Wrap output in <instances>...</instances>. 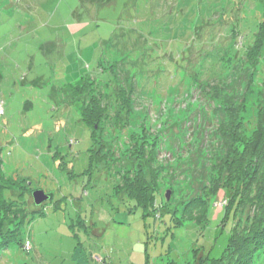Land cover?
I'll use <instances>...</instances> for the list:
<instances>
[{
	"label": "rangeland",
	"instance_id": "rangeland-1",
	"mask_svg": "<svg viewBox=\"0 0 264 264\" xmlns=\"http://www.w3.org/2000/svg\"><path fill=\"white\" fill-rule=\"evenodd\" d=\"M263 11L264 0H0V169L26 181L27 202L51 195L23 228L29 252L12 245L0 264L221 259L260 214L257 190L235 207L212 189L229 183L243 138L264 168V49L255 66L243 53ZM86 75L75 98L67 87ZM77 99L102 112L100 154ZM130 181L143 197L141 183L157 190L153 206L135 203ZM207 198L199 226L192 203Z\"/></svg>",
	"mask_w": 264,
	"mask_h": 264
},
{
	"label": "trees",
	"instance_id": "trees-1",
	"mask_svg": "<svg viewBox=\"0 0 264 264\" xmlns=\"http://www.w3.org/2000/svg\"><path fill=\"white\" fill-rule=\"evenodd\" d=\"M263 49H264V11H263L262 19L258 23L256 31L253 34V37H250V43L244 47L243 53L246 54L247 61L250 64H254L255 66L259 62L258 58H260L257 55ZM96 66L98 67V64H96ZM87 76L88 75L82 77L81 81L75 85H71V84L68 85L67 89L74 95L75 98L76 96H80L82 92H87V93L90 92V89H88L86 86V84H88L86 78ZM101 76L103 77V79H105L110 83L109 86L111 89H113L116 80L111 77V71H107L106 73L103 72ZM111 98L113 101H118L119 98L124 101V95L122 93H117L116 95L112 94ZM81 106H82L81 119L83 123L86 125V127L89 129L92 140L95 143V148H96L97 139L95 138L94 135V129L96 127V124H98V121L101 119L100 117L102 115V112L99 109L94 99H92L91 108L89 107L83 108L82 102H81ZM234 122H236L235 119L232 121V124ZM221 133L224 134L223 131H221ZM228 136L229 139H233V141L234 140L236 141L237 138L238 139L241 138L240 135L236 133L235 129H232V131L229 133ZM259 136L260 135L257 134L256 138ZM241 141L245 142V149L250 152V149L249 148L247 149V145L249 144L248 141H246L244 138ZM96 151L98 154H100V147L96 148ZM247 151L242 152L240 155L238 153L234 154L232 163L228 164L227 170L230 174L228 179L229 183L227 182L225 186L215 187L212 190L215 189L214 194L217 195V197L219 194H222L223 196L221 198L222 201L224 200L231 201V198H233V204L235 207L245 197L244 194L245 192L248 191V193H251L253 190L254 191L257 190L256 197L259 199L258 207L260 208V214L258 215L257 219L251 226L250 231L244 232V234L239 236V238H235L234 232L233 233L231 232L229 243L221 259L209 260L204 256V258H206L207 262L210 264H254L255 259H257L262 254H264V251L262 252L259 251L262 248V245L264 244V168L260 166L262 165V161L261 163L259 162L258 165H255L253 161H251L246 156L248 155ZM253 151H254V147H253ZM242 158H244V160ZM100 160L101 159L99 157L98 163L100 162ZM248 174L251 177H253L249 181V183L247 182L246 179L247 178L246 176ZM135 184L136 183L133 182L131 183V181L126 184L128 186V190H130L132 194L129 196H131L132 199L136 201L135 203L137 205L139 204L138 206H141V208L144 207V209H147L146 206H148V208L150 206H153V195L157 190L155 188H150V187L149 189H145V184L141 183L138 187L142 188L141 190H139V192L140 191L145 192L146 197H143V195H140L134 191L135 189H137L136 187L137 185ZM26 191H27V185L25 180L15 179L12 176H7L0 169V252L4 250H8L12 245H17L28 253L30 249L26 250L25 248L26 243L30 245V248L32 247L29 240L23 241L21 239L23 228L24 226L30 224V222L33 221L36 215L37 216L43 215L41 211L38 210V207H41L42 205L46 204V202L41 206H35L33 204V201L30 200L27 202L25 200L26 198L24 199V196H26L25 195ZM47 195L49 196L48 201H50L51 195L50 194ZM30 198H31V194H30ZM198 200L199 199H197V202L192 204L198 203L199 205L200 203L201 215L203 216L205 213L206 215L204 219L202 217L201 220L196 219L193 221L199 224V226H203L207 222L208 213L210 214V210L212 206L209 209L207 208L208 198L204 201L201 199L199 201ZM33 206L37 208L33 209ZM232 208L229 212L230 214L229 216H233L234 209ZM223 209L226 210V208ZM145 212L148 213V211ZM198 254H200L198 250L193 251V258ZM254 255L256 258H254Z\"/></svg>",
	"mask_w": 264,
	"mask_h": 264
},
{
	"label": "water",
	"instance_id": "water-1",
	"mask_svg": "<svg viewBox=\"0 0 264 264\" xmlns=\"http://www.w3.org/2000/svg\"><path fill=\"white\" fill-rule=\"evenodd\" d=\"M31 198L35 206H41L49 200V196L42 190H35L31 193ZM166 199H169V192L166 194Z\"/></svg>",
	"mask_w": 264,
	"mask_h": 264
},
{
	"label": "built area",
	"instance_id": "built-area-1",
	"mask_svg": "<svg viewBox=\"0 0 264 264\" xmlns=\"http://www.w3.org/2000/svg\"><path fill=\"white\" fill-rule=\"evenodd\" d=\"M25 246H29V244L28 243H26V245Z\"/></svg>",
	"mask_w": 264,
	"mask_h": 264
}]
</instances>
